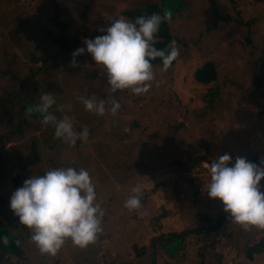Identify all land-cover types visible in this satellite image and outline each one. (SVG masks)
Instances as JSON below:
<instances>
[{"label":"rangeland","instance_id":"374dc122","mask_svg":"<svg viewBox=\"0 0 264 264\" xmlns=\"http://www.w3.org/2000/svg\"><path fill=\"white\" fill-rule=\"evenodd\" d=\"M162 1L0 0V219L15 226L24 250L3 264H264V251L249 262L245 256L264 229L245 230L207 196L217 156L264 160V0H182L184 9L168 21L178 60L166 71L153 66L142 95L112 92L103 65L86 53L73 67L74 50L57 44L64 37L84 46L112 21L134 20ZM208 61L217 79L200 84L194 72ZM46 92L56 99L50 111L72 117L77 131L87 128L86 140L70 146L41 116H26L23 103L36 106ZM78 97L104 100V115L85 110ZM113 99L120 104L115 115ZM34 150L40 161L26 166ZM60 167L89 172L104 215L94 243L81 248L67 238L50 255L19 223L9 198L29 176ZM136 185L149 196L130 210L124 205ZM174 232L187 235L184 258L171 260L158 248L153 257V240Z\"/></svg>","mask_w":264,"mask_h":264},{"label":"clouds","instance_id":"9594fccd","mask_svg":"<svg viewBox=\"0 0 264 264\" xmlns=\"http://www.w3.org/2000/svg\"><path fill=\"white\" fill-rule=\"evenodd\" d=\"M171 11L163 16L158 13L141 15L134 20L116 19L102 34L84 41V47L72 52L71 65L78 66L77 56L89 54L97 63L105 67L111 91L130 89L135 95L148 92L154 80L151 61L159 58L166 71L178 57L176 41H170L164 49L155 45L156 34L162 23L171 19ZM85 110L104 115L105 101L94 97H78ZM56 99L49 93L40 96L39 103L30 108L41 114L42 124L54 126V135L70 146L77 140H86L89 131H77L73 118L64 116L57 119L50 111ZM120 108L118 101H111L110 111L115 115ZM127 131V130H125ZM210 181L207 196L218 199L228 218L245 230L250 226L264 229V160L257 163L245 157L233 158L224 153L210 162ZM145 189L136 185L125 201L128 209L141 207V197ZM97 193L89 172L84 168H54L43 175L29 176L22 186L15 189L9 198V208L18 217L19 223L33 230L31 239L41 253L55 255L66 238L83 248L94 243L102 231L101 219L104 212L96 202ZM0 240L7 242L6 237Z\"/></svg>","mask_w":264,"mask_h":264},{"label":"trees","instance_id":"16d2710c","mask_svg":"<svg viewBox=\"0 0 264 264\" xmlns=\"http://www.w3.org/2000/svg\"><path fill=\"white\" fill-rule=\"evenodd\" d=\"M182 3H183L182 0H164L160 2L159 4L155 3V4L148 5L145 9L146 13L139 11L138 16L151 15L152 13H158L161 16H163L166 11H171L172 14L174 13L176 14L184 9L182 6ZM128 14L130 15V12ZM168 23H169L168 21L162 23L160 26L159 32L156 34L157 43L155 46L158 49L166 48L169 42L173 41L172 37L170 36L168 32V26H169ZM57 44L61 47V49L68 50V51L75 50L79 47H84V46H79L76 42L70 43L64 37H61L57 41ZM177 60L178 59L176 58L172 62L171 65H174ZM151 63H152V67L159 66V65L163 66L159 58L151 61ZM61 70L62 69H59L58 72H60ZM67 77L68 75L65 74L64 77L62 78L63 79L65 78L64 79L65 81L71 78L69 77L68 79ZM194 78L196 82L200 84H204V85L214 82L217 79V69H216L215 63L213 61L205 62L201 67L195 70ZM61 81L62 79L60 80V83ZM257 84L258 86H260L259 83ZM34 107L35 105L32 103L31 100H28L27 102L23 103V106H22L23 112L26 114V116H28V118L37 120L41 116V114L35 111L29 112V109L34 108ZM53 107L55 108V105H53ZM39 161H40V158L38 156V152L37 150H34L33 155L27 157L24 160V164H26V166H31ZM261 183L264 185V179L261 180ZM156 219L157 218H155V220ZM220 219L221 218H219L216 224L213 225L210 229H215L216 227H218V225L220 224ZM210 229H207L206 232ZM193 232L198 233L197 230ZM0 237L7 238L6 243L0 240V264H3V262L5 261L9 262L11 257H16L17 259H19L20 257L24 256V250L21 246L20 238L18 234L15 232V226H12L9 223L3 222L1 219H0ZM186 237L187 235L185 232H181V233L174 232L169 235L159 236L157 239L153 240V243L155 242L153 244V249H154V252L152 253L153 257L156 254L157 252L156 250L158 248V250L162 251L171 260L179 261V259H183L184 254L181 256L180 252H181L182 240H184ZM262 251H264V239L260 240L258 243L252 246H249L246 249L245 256L248 261H252L254 255L261 254ZM139 253L140 252L136 251L137 255H140Z\"/></svg>","mask_w":264,"mask_h":264},{"label":"water","instance_id":"95a60500","mask_svg":"<svg viewBox=\"0 0 264 264\" xmlns=\"http://www.w3.org/2000/svg\"><path fill=\"white\" fill-rule=\"evenodd\" d=\"M175 190H176V194L178 195V187L177 186H175ZM147 196H149V192L145 191L144 195L141 197V205L144 204V201L146 200ZM167 214H168L167 211L162 210L161 217H165V216H167Z\"/></svg>","mask_w":264,"mask_h":264},{"label":"crops","instance_id":"0c3cea01","mask_svg":"<svg viewBox=\"0 0 264 264\" xmlns=\"http://www.w3.org/2000/svg\"><path fill=\"white\" fill-rule=\"evenodd\" d=\"M153 252H154V249H153ZM153 252H152V253H153ZM254 256H255V255H254ZM247 261H248V260H247ZM248 262H249V261H248Z\"/></svg>","mask_w":264,"mask_h":264}]
</instances>
